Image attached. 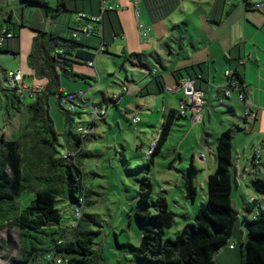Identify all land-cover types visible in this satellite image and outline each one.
Returning <instances> with one entry per match:
<instances>
[{"label":"trees","instance_id":"obj_1","mask_svg":"<svg viewBox=\"0 0 264 264\" xmlns=\"http://www.w3.org/2000/svg\"><path fill=\"white\" fill-rule=\"evenodd\" d=\"M23 1L26 6L42 8L52 16L60 11L61 6L67 7L65 2L52 8L47 0ZM80 12L85 11H75V14ZM21 26L22 23H15L13 27H7L17 37ZM36 31L28 65L34 71V77L46 80L47 84L28 104L15 92L7 98L9 105L18 112L25 109L29 119L21 127L17 139H9L4 134L0 137V228L11 226L19 230V264H57L58 257L64 258L67 264H101L102 257L95 249V239L101 232L92 229L94 218L89 213L92 204L88 201L91 192L84 183L81 161L84 155L80 151L86 140L69 128L64 133L66 151L76 152L77 156L64 158L57 149L59 135L48 105L49 97L57 96L66 123L71 126L73 114L60 105V98L68 95L62 91L61 77L69 80L85 78L74 73L73 69L79 62L94 61L96 53L84 50L88 46L73 38L64 39L54 32ZM140 57L134 53L127 55L126 59L131 61ZM236 78L240 85L245 84L239 74ZM180 117L178 110H170L165 115L150 163L142 167L146 168V175L140 180L133 212L142 232L140 245H121L117 237L118 246L133 253V264H216L217 255L229 245L239 220L233 206L236 184L233 141L237 129L229 128L218 138L217 168L207 178V202L199 208L194 223L187 224L175 239L165 238L166 231L173 228L177 214L164 196H159L152 208L153 187L149 174L155 156L162 151ZM195 174L192 165L189 175L183 176L185 197L191 203H195L198 197ZM253 184L264 194V181L257 178ZM24 194H35L25 208L21 204ZM81 197L86 199L82 217L76 226L64 225L58 201L73 204L76 221L75 209ZM257 203L253 200L249 204L255 206ZM258 210L254 219L245 217L244 220L247 233L241 249V264H264V207L260 205Z\"/></svg>","mask_w":264,"mask_h":264},{"label":"crops","instance_id":"obj_2","mask_svg":"<svg viewBox=\"0 0 264 264\" xmlns=\"http://www.w3.org/2000/svg\"><path fill=\"white\" fill-rule=\"evenodd\" d=\"M255 1L139 0L138 4H134L130 0H120V8L105 14L103 23L97 25L95 36L82 38L81 43L88 46L84 50L96 53L95 66L89 67L87 62H79L75 65L73 72L85 78L78 77L72 81L80 80L87 84L89 79L94 81L98 77L101 79L103 71L101 63H106L104 60L99 61L98 55L101 53L113 58H124L134 71L140 72L141 77L139 80L135 77L129 80L127 76L128 84L122 83L118 89L105 86L102 104L89 99L87 90L80 85L77 92H84L86 99L83 107L88 104L109 106V111L113 106L118 109L124 107V115L130 121L128 117H131L134 112V105L140 109L143 107L141 105L144 99L149 107H158V103L162 104L163 124L165 115L170 110L179 111L183 97L179 90L182 79L201 76L197 87L222 101L223 98H220L226 84L225 72L230 70L239 74L244 80L251 101L259 109V118L256 123L252 124L245 117L236 116V110L233 108L235 93L227 98L231 105L227 113L230 116L226 115L221 119L215 113L212 114L207 98L203 123L193 126L188 115H181L176 120L167 143L157 156L162 155L167 148L170 155L168 163L171 168L178 165L185 167L188 159L196 170V185L198 182L204 185V179L207 180L217 168V165L215 168L213 166L214 170L210 171L213 169L212 158H208L204 151L212 153L215 143L216 146L218 144L219 136L229 128L237 129L233 144L239 134L249 133L251 136L244 138L245 144L242 149L234 147L233 174L236 179L234 189L240 194L243 184L247 185L249 181L253 184L255 179L264 175L261 169L258 173L253 172V167L258 169L263 166L264 168V154H261L260 160L255 158L257 150L264 149V6L262 10H256L253 6ZM47 2L52 8H58L64 2L67 7L61 6L55 16L39 8L41 11H35L36 20L33 24L27 23L23 14L19 17L15 12H8L7 18L0 21V25L8 27H13L15 23L23 25L19 28L18 36L8 41L0 53L15 59L9 70L21 69L25 84L30 88L46 87L47 84L46 80L34 77V71L28 65L32 42L37 35L36 30L54 32L61 38L71 39L77 21L74 17L75 15L77 17L75 11H85L96 15L100 14L101 10L100 0H47ZM28 13L30 16L33 15V11ZM3 16L5 17L6 14L1 13V18ZM141 24L150 30L151 39L148 41L141 38ZM102 45L105 46V51L99 52ZM134 53L140 54L141 57L128 61L126 56ZM143 58L148 59L149 62L152 61L153 64L151 66L143 64ZM244 59L245 63H241ZM106 70H108L107 64ZM28 79L30 84L27 83ZM130 84H133V90ZM125 87L128 88V92L122 94ZM117 96L120 97L119 103L111 105L112 99ZM151 96H160L157 105L154 101L149 102L145 99ZM27 98L32 102L30 97ZM106 120L107 117L104 121ZM97 122L99 121L93 122L95 127ZM181 133L185 134L180 136ZM89 140L90 138L85 143ZM176 140L177 145L174 144ZM249 143L252 146L251 154L247 149ZM200 165L206 166L207 169V175H203V178L198 177V173L205 170ZM257 192L264 196L263 193ZM245 197L243 198L245 210L243 225L237 223L229 245L217 255L216 264L217 262L218 264H234V258L239 260L238 246L242 247L247 233L245 217L251 219L250 212L254 211L258 204L262 206L256 196L245 194ZM248 197L256 200L257 205L249 204L252 200L249 201ZM197 202L198 197L196 202L192 203L194 211H196ZM232 244L235 245L234 248H231Z\"/></svg>","mask_w":264,"mask_h":264},{"label":"rangeland","instance_id":"obj_3","mask_svg":"<svg viewBox=\"0 0 264 264\" xmlns=\"http://www.w3.org/2000/svg\"><path fill=\"white\" fill-rule=\"evenodd\" d=\"M37 10L41 11L39 7L26 6L23 0H0V21L7 18L8 12H15L19 17H22L23 14L26 22L33 24L36 20L35 11ZM29 11H33V15L30 16ZM1 13L6 14L5 17L3 16L4 19L1 18ZM74 17L76 18V15ZM98 56L100 57V62L103 60L106 62L104 64L101 63L102 78L98 77L96 81L89 79L88 83L85 84L80 80L72 81L62 76L61 88L64 93L68 95L80 93L81 91L77 92V89L82 85L87 90L89 99H94L95 103L102 104V93L105 86L118 89L122 83L128 84L127 76L129 80L132 77L139 80L141 77L140 72L134 71L130 63H126L124 58H113L103 53ZM14 61L13 57L0 53V73L5 74L6 71H9ZM142 63L150 66L153 64L152 61L149 62L146 58H143ZM106 64L108 70H106ZM27 83L30 84L29 79ZM131 90H133V84L131 85ZM12 95V91L3 90L0 86V137L4 134L7 138L13 140L19 137L20 129L28 121L29 116L25 109L18 112L16 108L9 105L7 98L12 97ZM234 95L237 98L235 96L233 98V108L236 110V116L242 118L245 114L244 105L240 102L238 95ZM221 96L220 99L223 98L222 101L216 99L213 95L211 96L210 93L207 94L210 102L209 109L219 119L229 115L227 113L229 106H231L230 101L223 92ZM159 98L160 96H151L145 99H148L149 102L154 101L156 104ZM142 100L143 104L141 106L143 107L140 109L134 105V112L131 117H128L130 121L124 115V107L120 109L114 106L111 107L107 120H99L97 122L96 134L90 137V140L85 143L81 151L84 154L81 157L84 169V183L91 192L88 201L92 204L89 211L94 218L92 229L101 232L95 239V249L100 252L102 257L101 264H133V253L126 248H120L117 244V237L121 245L133 244L134 246H139L141 243L142 232L135 221L133 212L137 205L140 180L146 175V168L142 167L150 163L147 156L158 139V131L163 121L162 104L158 103V107H149L147 102L144 99ZM23 102L28 104L31 101L25 98ZM48 105L50 117L59 135L57 149L61 153L67 150L64 133L69 128L75 132L78 126L91 125L96 121L91 104L78 109L77 113L73 114L74 120L71 126L66 123L57 96H50ZM134 116H139L140 118V122L137 125L130 123ZM184 134L181 133L179 135L183 136ZM248 135L251 136L249 133L239 134L235 140L234 147L242 149L245 144L244 138L249 137ZM174 144L177 145V140L174 141ZM250 144L247 146L249 154L252 152ZM166 149L162 155L155 157V164L149 174L153 187L151 204L154 209V202L159 196H164L167 199L171 210L177 214V217L173 228L166 231L165 238L175 239L187 224L194 223V217L199 208L207 202L208 186L206 179H204V185L199 184L197 180L198 202L196 211H194L193 204L186 200L183 179L184 173L189 175L190 161L186 160L185 167L178 165L175 168H171L168 163L170 155ZM216 150L217 146L215 143L212 153L204 151L208 158H212V168L217 165ZM249 165L251 164L249 163ZM200 166L205 168V170L202 173H198V177L201 176L203 178V175H207V169L206 166ZM214 168L210 169V171H213ZM259 169L264 172L263 166L258 169L253 167V172L258 173ZM259 179L264 181V175H261ZM242 187L240 194L236 189H234L233 193L234 209L239 214L238 223L241 226L243 225L245 214L243 201V198H246L245 194L256 196L264 207V196L262 194L259 195L252 181H249L247 185L243 184ZM34 198L35 194H24L21 198L22 207L28 206ZM248 200L251 201L252 199L248 197ZM57 205L63 213V224H73L75 221L73 204L66 200H59ZM241 248L239 245V260L234 258V264H241ZM19 252V230L11 226L0 228V264H19Z\"/></svg>","mask_w":264,"mask_h":264},{"label":"built area","instance_id":"obj_4","mask_svg":"<svg viewBox=\"0 0 264 264\" xmlns=\"http://www.w3.org/2000/svg\"><path fill=\"white\" fill-rule=\"evenodd\" d=\"M134 4H138L139 0H130ZM235 2H241L242 0H234ZM246 1V0H245ZM120 0H101V11L100 14L91 15L85 12H80L77 14V21L75 28L73 29L72 38L81 42L83 37H93L95 36L97 25L103 23L105 14L109 12L116 11L120 8ZM254 8L256 10H262L264 6V0H256L254 3ZM140 33L141 38L144 41H148L151 39L150 30L145 28L142 24L140 25ZM15 37L14 33L8 29L7 26L0 25V49H3L8 41ZM105 46H101L99 52H104ZM241 63H245V59L241 60ZM89 67L95 66V61H89ZM226 84L224 86V95L227 98H230L232 94H237L239 100L244 104L245 114L244 117L250 121V123L254 124L259 118V109L258 107L251 101L248 91L246 89V85H240L236 74L233 71H226ZM24 73L21 69L9 70L6 71L5 74L0 73V86L3 90H8L15 92L22 100L27 97H30L32 101L35 100L36 93L42 92L45 87H34L30 88L25 84L24 81ZM201 79V76L197 77H187L180 81L179 90L183 94V99L180 102L179 112L181 115H188L193 126H198L204 121V109L207 103V94L202 89L197 87L198 80ZM128 92V88L125 87L123 89L122 94ZM120 101V97H114L112 99L113 104H118ZM86 104L85 93L80 92L72 95H65L60 98L61 107L71 113H77L78 109L83 108ZM93 108V115L95 116V120H105L108 112L109 106H96L94 104L91 105ZM139 116H134L131 120L133 125H137L139 123ZM75 134L83 140H87L90 137H93L96 134V127L91 126L89 124L80 125L75 130ZM156 142L151 147L147 158H150L152 155ZM264 154V149H258L256 152V159H261V154ZM62 156L64 158L75 157L77 156L76 152L72 151H64ZM260 163V161H259ZM253 201V200H252ZM251 201V202H252ZM86 203L85 197H81L79 200V204L75 209L76 221L72 224V226H76L78 219H80L83 215L84 206ZM258 205L254 211H251V217L254 219L258 214L259 210ZM231 248H234L235 245H230ZM57 264H67V261L58 257L56 259Z\"/></svg>","mask_w":264,"mask_h":264}]
</instances>
